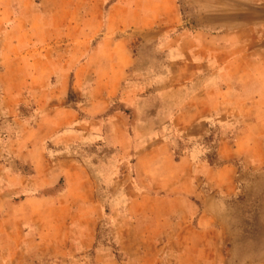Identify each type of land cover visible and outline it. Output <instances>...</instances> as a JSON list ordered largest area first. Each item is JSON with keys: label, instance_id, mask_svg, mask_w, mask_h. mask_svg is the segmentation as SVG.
Returning <instances> with one entry per match:
<instances>
[{"label": "rangeland", "instance_id": "rangeland-1", "mask_svg": "<svg viewBox=\"0 0 264 264\" xmlns=\"http://www.w3.org/2000/svg\"><path fill=\"white\" fill-rule=\"evenodd\" d=\"M51 1L0 0V264H264V0Z\"/></svg>", "mask_w": 264, "mask_h": 264}, {"label": "crops", "instance_id": "crops-1", "mask_svg": "<svg viewBox=\"0 0 264 264\" xmlns=\"http://www.w3.org/2000/svg\"><path fill=\"white\" fill-rule=\"evenodd\" d=\"M44 1H45V0H44ZM48 1H50V0H48ZM52 1H54V0H52ZM52 1H51V2H52ZM55 1H56V2H59L60 0H55ZM126 1H128V0H126ZM141 2H142L143 5H145V4L152 5V4H157V3H158L156 0H141ZM45 3H46V2H45ZM46 4H47V3H46ZM37 16H38V15H37ZM49 17L51 18V19H50V22H51V21L55 22V21L63 20L61 17L59 18V16L54 15V13H53L52 16H49ZM47 18H48V17H46L45 14H42V21L45 22V25L42 24V26H41L42 29H46V30L50 29V28H49V25H48L49 20H48ZM33 30H34V29H30V30H28V31L24 30V34L29 33V31L33 32Z\"/></svg>", "mask_w": 264, "mask_h": 264}]
</instances>
